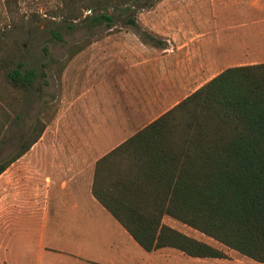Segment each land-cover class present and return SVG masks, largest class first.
<instances>
[{"label":"crops","instance_id":"obj_1","mask_svg":"<svg viewBox=\"0 0 264 264\" xmlns=\"http://www.w3.org/2000/svg\"><path fill=\"white\" fill-rule=\"evenodd\" d=\"M149 1L138 19L158 44L123 33L73 58L74 100L0 175L3 232L11 236L21 217L28 232H39L36 260L21 264H262L166 217L163 225L226 258L146 252L92 195L96 163L203 85L192 89L196 83L227 68L264 64V0ZM9 255L3 264H14Z\"/></svg>","mask_w":264,"mask_h":264},{"label":"trees","instance_id":"obj_2","mask_svg":"<svg viewBox=\"0 0 264 264\" xmlns=\"http://www.w3.org/2000/svg\"><path fill=\"white\" fill-rule=\"evenodd\" d=\"M134 3L58 0L46 16L61 18L72 28L84 12H100L86 15L84 21L89 27L111 28L113 17L103 10H130ZM126 24L141 32L132 17ZM51 34L62 42L56 30ZM141 36L159 42L150 33ZM19 55L16 48L1 46L0 72L28 94L44 75L24 69ZM45 128L46 123L37 122L18 153L0 164V175ZM92 195L146 252L173 248L193 258H226L163 225V217H169L264 264V64L225 69L100 159Z\"/></svg>","mask_w":264,"mask_h":264},{"label":"rangeland","instance_id":"obj_3","mask_svg":"<svg viewBox=\"0 0 264 264\" xmlns=\"http://www.w3.org/2000/svg\"><path fill=\"white\" fill-rule=\"evenodd\" d=\"M153 3L149 0H135L130 10L125 8L103 10V13L113 17L111 28L105 24L89 27V22H85L84 17L100 13L89 11L84 12L83 16L74 22L72 28H68V24H63L61 18L51 19L46 16L47 11L57 6L58 0H0V39L4 42L0 44V47L7 45L8 50L12 47L16 48V52L20 54L18 60L23 63L24 69L33 68L39 75H44L35 80L27 94L20 87L12 85L10 80L0 72V164L18 153L20 142L27 138L37 122L46 123V126L50 125L55 121L59 109L68 106L74 100L71 96L77 74L68 69L69 62L73 58L80 53L82 55L91 44L112 41L123 33L137 34L144 43L154 44L142 39L141 32H149L143 29L138 19L139 13L150 8ZM37 17L40 19L36 20ZM128 17L135 20L141 32L134 26L126 24ZM11 23H15V26ZM52 30H56L61 35L62 42L52 37ZM77 48L82 50L73 56ZM86 62L82 58L81 66ZM78 76L81 80L78 85L80 90L84 87L83 73ZM206 80L196 83L192 89L198 85H204L207 83ZM3 203L4 195L2 194L0 195V223L4 221ZM166 222L172 225L177 224L179 228L185 227L168 217ZM0 229V264H3L6 253L12 256L14 264L33 263L36 260L40 247L39 232L35 230L28 232L31 226L25 217L13 223L11 236L3 232V224L0 225ZM25 231L28 233L25 234ZM44 244L50 245V240L46 239ZM63 244L68 246L70 243L63 242ZM219 247L222 248L220 245Z\"/></svg>","mask_w":264,"mask_h":264}]
</instances>
